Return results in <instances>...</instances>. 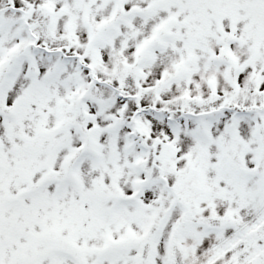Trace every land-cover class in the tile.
<instances>
[{
	"label": "snow or ice",
	"instance_id": "obj_1",
	"mask_svg": "<svg viewBox=\"0 0 264 264\" xmlns=\"http://www.w3.org/2000/svg\"><path fill=\"white\" fill-rule=\"evenodd\" d=\"M0 264H264V0H0Z\"/></svg>",
	"mask_w": 264,
	"mask_h": 264
}]
</instances>
